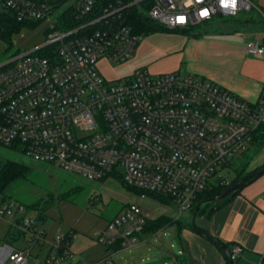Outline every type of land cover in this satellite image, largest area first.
Listing matches in <instances>:
<instances>
[{
  "label": "built area",
  "instance_id": "2783aa9c",
  "mask_svg": "<svg viewBox=\"0 0 264 264\" xmlns=\"http://www.w3.org/2000/svg\"><path fill=\"white\" fill-rule=\"evenodd\" d=\"M243 2L237 0L232 11L219 0H0V11L18 21L48 25L42 47L0 62V143L91 181L120 179L141 198L170 199L178 217L193 211L208 188L230 183L224 170L255 143L264 125V94L250 102L181 70L153 75L138 69L110 81L98 64L133 56L145 33L134 29L131 10L178 31L218 15L238 16L250 7ZM245 51L264 60V37L246 42ZM27 214L24 205L0 199V217L14 219V239L0 247V264H28L33 250L45 245V231ZM149 216L129 203L95 236L105 247L132 249L147 242L149 236H141ZM28 233L27 247L13 244ZM72 237L53 236L39 264H113L118 251L88 263L71 250ZM241 252V246L232 247L233 263Z\"/></svg>",
  "mask_w": 264,
  "mask_h": 264
},
{
  "label": "rangeland",
  "instance_id": "374dc122",
  "mask_svg": "<svg viewBox=\"0 0 264 264\" xmlns=\"http://www.w3.org/2000/svg\"><path fill=\"white\" fill-rule=\"evenodd\" d=\"M245 2L250 7L244 6L238 16L218 15L188 33L162 31L145 34L128 61L119 64L100 61L99 71L110 81L124 79L138 69H146L153 75L181 70L187 75L200 76L190 68L205 69L212 66L213 60L218 57L217 42L241 43L243 39L258 37L261 30L264 32V0ZM47 32L48 25L44 22L25 24L13 35L11 44L0 39V62L12 55H21L42 47L47 40ZM37 52L41 53V50ZM261 144V140L255 141L248 150L251 153L250 163ZM240 156L234 159L235 165L240 164ZM0 157L24 163L33 170L28 180L18 182L8 191L6 199L27 205L38 202V205L45 207L44 210L30 209L26 216L27 219L34 220L36 226L46 233L45 245L33 250L28 264H39L45 259L49 249L47 242L56 234L69 232L74 233L71 246L75 253L84 257L88 263L95 262L106 248L98 241L95 232L105 229L129 203L139 204L149 212L150 219L156 220L164 216L166 220H181L183 226L180 227L177 223L166 226L162 231L160 229L150 235L147 242L116 252L111 256L113 264H175L177 261L190 264L187 255L180 254V251L185 250L187 231L192 230V210H186L178 217V207L175 204L164 202L163 197L141 198L120 179L91 181L80 175L65 172L53 164L35 161L23 151L11 149L1 143ZM249 165L242 172L243 176L251 173L247 172ZM224 175L230 181L234 179V168L225 169ZM41 213L44 215L43 220L39 218ZM201 215L196 220L198 225ZM13 222L14 219L0 217V247L11 243L8 233L12 230ZM31 238L32 235L28 233L13 244L24 248L30 244ZM238 262L239 260L235 264Z\"/></svg>",
  "mask_w": 264,
  "mask_h": 264
},
{
  "label": "crops",
  "instance_id": "0c3cea01",
  "mask_svg": "<svg viewBox=\"0 0 264 264\" xmlns=\"http://www.w3.org/2000/svg\"><path fill=\"white\" fill-rule=\"evenodd\" d=\"M262 37L263 30L258 37L243 39L241 43L219 41L218 57L212 66L189 68L198 77L214 81L250 102L257 101L264 94V60L248 55L245 44ZM258 136L262 144L257 147L247 172L264 166V125ZM211 208L213 211L209 213ZM201 214L198 222L201 228L222 242L242 247L238 264H258L264 259V176L237 194L212 204ZM186 239L200 264H228L225 255L209 239L193 230L187 231ZM71 250L75 253L72 246ZM106 255L105 248L98 260Z\"/></svg>",
  "mask_w": 264,
  "mask_h": 264
},
{
  "label": "trees",
  "instance_id": "16d2710c",
  "mask_svg": "<svg viewBox=\"0 0 264 264\" xmlns=\"http://www.w3.org/2000/svg\"><path fill=\"white\" fill-rule=\"evenodd\" d=\"M129 17H130V22L134 26V29L139 33L152 34V33H157V32H162V31H168L165 28H163L162 26H160L159 24H156L152 20H150L146 17H143V15H140L138 10H131L129 12ZM25 24L26 23L18 21L16 19V17L14 15H12L11 13L0 11V39L4 40L8 44H11V39H12L13 35L21 29L22 25H25ZM189 31L190 30H178V32H183V33H188ZM260 139L261 138L257 134L255 136V141H259ZM10 148L14 149V150H19V151L21 150L22 151V149L19 147H10ZM250 155H251V153L249 151L244 152L240 156V164H237V165H235L234 163L232 164L231 167H233L235 170V177H234V179H232L230 181V183L224 184V185H212L202 195L199 196L198 201H202L205 199H209V198L219 196L223 193V191L225 189L233 186L237 182L246 181V180L251 179L254 176V173L261 170L264 166L257 168L256 170L252 171L251 173L243 176L242 172L244 170H246V168L248 167V165L250 163ZM239 167H240V169H238ZM32 173H33V170L28 165H26L24 163H20L18 161H15L13 159L0 157V196H2V199H6V197L8 196V191L11 190L15 184H17L20 181L28 180L30 178V176L32 175ZM126 187L131 189L132 191H135L137 194H141V192H139L137 190H134L128 186H126ZM240 191H237L234 194H237ZM148 197L161 198V196H158L155 194H148ZM162 200H165L164 202H167V203L168 202L172 203V201H170V199H167L164 197L162 198ZM47 202H49V201H47ZM17 203L24 205L28 210L36 209V208L43 209V210L45 209V207L38 205V202L28 204V205L20 203V202H17ZM212 204L213 203L203 205L200 208V212H199L198 216L201 213L207 211L208 207L211 206ZM194 211H195V207L193 209V212ZM212 211H213V209L211 208L209 213H211ZM39 218L41 220H43L44 215L42 213L39 214ZM164 219L166 220V217H164V216H162L156 220L149 219L147 224L145 225L143 236H141V237L153 235L158 230L165 228L166 226L172 225L174 223H177L180 227L183 226V222L181 220H175V219L169 220V219H167L166 221H164ZM191 228L194 232L198 233L197 230L199 229L202 233H204L208 236H212L207 230L201 228L199 225L196 228L191 225ZM71 234H73V232L67 233V236H69V238H70ZM13 235H14L13 231L10 230L8 233L9 238L14 239ZM210 241L213 242V244H215L217 246V248L227 258L226 252H225L224 248L222 247V244H225L227 246L229 252H231L233 245L231 243L222 242L218 238H216L215 241H212V240H210ZM110 249H114L115 251H119L120 245L116 244V245H112V246H106L107 251H109ZM227 262H228V258H227Z\"/></svg>",
  "mask_w": 264,
  "mask_h": 264
},
{
  "label": "water",
  "instance_id": "95a60500",
  "mask_svg": "<svg viewBox=\"0 0 264 264\" xmlns=\"http://www.w3.org/2000/svg\"><path fill=\"white\" fill-rule=\"evenodd\" d=\"M263 176H264V167L261 170L255 172L254 176L251 179L246 180V181L237 182L233 186L225 189L221 195L200 201L195 207L194 215L192 218V226L195 228L198 226L196 220H197L198 214L200 212V208L203 205L209 204V203H213V204L218 203V202L222 201L223 199H225L227 196H230V195L234 194L235 192L243 190L246 187L252 185L253 183H255L258 179H260ZM197 231H198V234H200L201 236H203L207 239H210L212 241L216 240L215 237L208 236V235L202 233L199 229ZM184 247H185V251H186V255H187L189 263L190 264H200L199 261L195 260L193 254H192L191 248H190V244L188 241L184 242ZM222 247L224 248V250L226 252V255L228 258V264H234L233 260L231 259L230 252H229L227 246L225 244H222Z\"/></svg>",
  "mask_w": 264,
  "mask_h": 264
},
{
  "label": "clouds",
  "instance_id": "9594fccd",
  "mask_svg": "<svg viewBox=\"0 0 264 264\" xmlns=\"http://www.w3.org/2000/svg\"><path fill=\"white\" fill-rule=\"evenodd\" d=\"M219 2L222 8L231 9L232 11H235L236 6H237V0H219ZM187 3L190 5L192 3V0H187ZM204 13H206V15ZM208 14H209L208 10H204L201 13L202 16H207ZM183 19L184 18L182 17V20Z\"/></svg>",
  "mask_w": 264,
  "mask_h": 264
},
{
  "label": "snow or ice",
  "instance_id": "6c2138e0",
  "mask_svg": "<svg viewBox=\"0 0 264 264\" xmlns=\"http://www.w3.org/2000/svg\"><path fill=\"white\" fill-rule=\"evenodd\" d=\"M206 15V13H204ZM182 19V18H181Z\"/></svg>",
  "mask_w": 264,
  "mask_h": 264
}]
</instances>
